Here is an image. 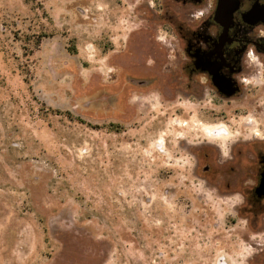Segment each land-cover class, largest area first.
Returning a JSON list of instances; mask_svg holds the SVG:
<instances>
[{"label": "rangeland", "instance_id": "rangeland-1", "mask_svg": "<svg viewBox=\"0 0 264 264\" xmlns=\"http://www.w3.org/2000/svg\"><path fill=\"white\" fill-rule=\"evenodd\" d=\"M162 24L155 0H0V264H245L264 246L239 213V150L264 123L178 96Z\"/></svg>", "mask_w": 264, "mask_h": 264}, {"label": "flooded vegetation", "instance_id": "flooded-vegetation-1", "mask_svg": "<svg viewBox=\"0 0 264 264\" xmlns=\"http://www.w3.org/2000/svg\"><path fill=\"white\" fill-rule=\"evenodd\" d=\"M155 1L177 48V95L197 105L207 98L203 113L210 123H231V113L247 123H264V0ZM249 49L252 56L246 55ZM216 127L227 130L225 124ZM216 147L210 149L220 157ZM239 155L244 164L240 219L260 231L256 236L264 235V189L258 190L264 180V137L242 144ZM210 170L207 165L205 172ZM251 252L245 264H264V246L254 245ZM228 261L237 264L230 256Z\"/></svg>", "mask_w": 264, "mask_h": 264}, {"label": "trees", "instance_id": "trees-1", "mask_svg": "<svg viewBox=\"0 0 264 264\" xmlns=\"http://www.w3.org/2000/svg\"><path fill=\"white\" fill-rule=\"evenodd\" d=\"M47 36H51V35H49V33H45V32L34 33L33 35L27 36L28 43L31 44L33 49H38L40 47L42 39L47 37ZM54 112H56V111H54Z\"/></svg>", "mask_w": 264, "mask_h": 264}, {"label": "bare ground", "instance_id": "bare-ground-1", "mask_svg": "<svg viewBox=\"0 0 264 264\" xmlns=\"http://www.w3.org/2000/svg\"><path fill=\"white\" fill-rule=\"evenodd\" d=\"M209 136V135H208ZM211 136L220 141L225 140L229 137L228 131L223 127H216L211 130ZM211 138V137H210ZM217 141V140H216Z\"/></svg>", "mask_w": 264, "mask_h": 264}, {"label": "clouds", "instance_id": "clouds-1", "mask_svg": "<svg viewBox=\"0 0 264 264\" xmlns=\"http://www.w3.org/2000/svg\"><path fill=\"white\" fill-rule=\"evenodd\" d=\"M254 53V49H249L247 52H246V55L247 56H252Z\"/></svg>", "mask_w": 264, "mask_h": 264}, {"label": "water", "instance_id": "water-1", "mask_svg": "<svg viewBox=\"0 0 264 264\" xmlns=\"http://www.w3.org/2000/svg\"><path fill=\"white\" fill-rule=\"evenodd\" d=\"M263 189H264V180H262L261 185L258 190H263Z\"/></svg>", "mask_w": 264, "mask_h": 264}]
</instances>
